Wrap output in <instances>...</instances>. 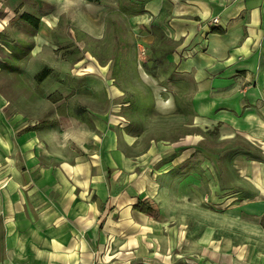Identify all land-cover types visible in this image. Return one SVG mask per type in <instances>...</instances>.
<instances>
[{"label": "rangeland", "instance_id": "374dc122", "mask_svg": "<svg viewBox=\"0 0 264 264\" xmlns=\"http://www.w3.org/2000/svg\"><path fill=\"white\" fill-rule=\"evenodd\" d=\"M118 17L107 0H0V188L3 173L22 176L12 192L38 226L40 199L30 193L40 170L67 174L76 209L92 201L108 209L97 237L100 215L91 213L74 235L81 259L92 255L95 264L125 250L159 253V264L190 255L186 264H198L206 247L230 252L251 238V213L263 212L251 210L248 180V161L263 160L262 151L220 125L199 124L194 104L178 100L181 87L168 85L174 74L159 68L165 57L149 52L151 25L125 28ZM92 182L103 183V200ZM48 252L56 251L48 244Z\"/></svg>", "mask_w": 264, "mask_h": 264}, {"label": "crops", "instance_id": "0c3cea01", "mask_svg": "<svg viewBox=\"0 0 264 264\" xmlns=\"http://www.w3.org/2000/svg\"><path fill=\"white\" fill-rule=\"evenodd\" d=\"M107 2L116 8L125 28L146 29L151 25L149 52L153 57H165L164 61L160 59L162 66L159 68L166 67L170 71L169 76L174 74L168 85L175 86V91L176 86L181 87L178 100L194 104L199 124L220 125L224 131L228 129L232 134L242 136L262 151L263 160L248 161L251 169L248 180L255 189L251 193V210L254 205H260L263 211L251 213V238L240 245V241L231 245L230 252L216 249V246L203 248L194 262L264 264V252L259 248L264 243V0ZM214 18L218 19L216 25L210 23ZM25 150L28 154L23 158L24 163L31 165V151ZM36 151L39 158L47 163L45 167L51 165L43 143L38 144ZM57 165L52 164L54 167ZM3 175L7 176L3 180L7 182L8 179V184L0 188V214L5 221L4 228L0 225V264H95L92 255L87 254L81 259L76 251L74 235L89 224V221L83 224L79 219L91 213L92 219L96 218L95 214L100 215L99 224H94L97 237L108 216V209L100 213L94 201L78 203L76 209L74 193L77 189L67 174L62 171L48 174V168L41 169L30 193H38L40 199L37 213L40 224L37 226L31 215L27 216L24 211L23 197L12 192L18 187L14 183L22 176ZM87 186L100 200L105 198L107 192L103 183L92 182ZM48 244L56 252H48ZM33 249L43 252H33ZM62 249L69 253L60 252ZM203 250L211 252L215 259L204 254ZM191 258L190 255L166 263L177 261L186 264L192 262ZM161 261L162 256L156 252L153 255L125 250L110 264H159Z\"/></svg>", "mask_w": 264, "mask_h": 264}, {"label": "trees", "instance_id": "16d2710c", "mask_svg": "<svg viewBox=\"0 0 264 264\" xmlns=\"http://www.w3.org/2000/svg\"><path fill=\"white\" fill-rule=\"evenodd\" d=\"M23 18L26 20V22H29L31 24H36V20L31 15L24 14ZM35 27H36V25H35ZM135 209L139 212H143V213H147V214L151 213L150 211H144L143 209H137V206H135Z\"/></svg>", "mask_w": 264, "mask_h": 264}, {"label": "built area", "instance_id": "2783aa9c", "mask_svg": "<svg viewBox=\"0 0 264 264\" xmlns=\"http://www.w3.org/2000/svg\"><path fill=\"white\" fill-rule=\"evenodd\" d=\"M211 24L216 25L218 23V19L214 18L210 21Z\"/></svg>", "mask_w": 264, "mask_h": 264}]
</instances>
